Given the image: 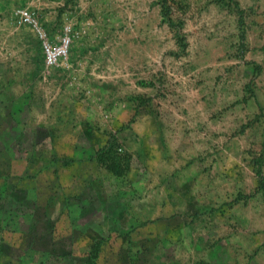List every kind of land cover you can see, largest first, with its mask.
Returning a JSON list of instances; mask_svg holds the SVG:
<instances>
[{
  "label": "rangeland",
  "instance_id": "rangeland-1",
  "mask_svg": "<svg viewBox=\"0 0 264 264\" xmlns=\"http://www.w3.org/2000/svg\"><path fill=\"white\" fill-rule=\"evenodd\" d=\"M234 2L244 40L227 0H0V264H264V0ZM17 8L72 25L58 66Z\"/></svg>",
  "mask_w": 264,
  "mask_h": 264
},
{
  "label": "built area",
  "instance_id": "built-area-1",
  "mask_svg": "<svg viewBox=\"0 0 264 264\" xmlns=\"http://www.w3.org/2000/svg\"><path fill=\"white\" fill-rule=\"evenodd\" d=\"M17 22L28 26L41 45L45 66L52 68L58 66L67 58L74 37V28L70 23H65L57 35H52L40 22L38 17L27 8L15 10Z\"/></svg>",
  "mask_w": 264,
  "mask_h": 264
},
{
  "label": "trees",
  "instance_id": "trees-1",
  "mask_svg": "<svg viewBox=\"0 0 264 264\" xmlns=\"http://www.w3.org/2000/svg\"><path fill=\"white\" fill-rule=\"evenodd\" d=\"M222 1V0H221ZM229 1L230 3H233L234 4V7L236 8L237 10V13L238 15L240 16L239 17V20H238V26H239V29H238V33H239V38L241 40H244L245 38V30L243 28V22H242V10L238 7V5L234 2V0H227ZM167 14V13H166ZM49 31V30H48ZM51 33V31H49ZM43 59H44V56H43ZM256 175L259 177V180H260V183H261V186L263 184V176H262V171L258 168L257 169V172H256Z\"/></svg>",
  "mask_w": 264,
  "mask_h": 264
}]
</instances>
